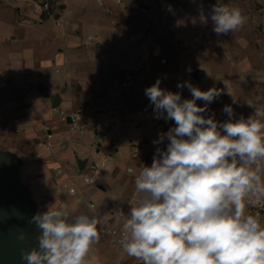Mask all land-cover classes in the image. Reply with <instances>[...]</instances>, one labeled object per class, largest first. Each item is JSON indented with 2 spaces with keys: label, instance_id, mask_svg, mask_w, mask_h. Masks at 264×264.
Masks as SVG:
<instances>
[{
  "label": "crops",
  "instance_id": "crops-1",
  "mask_svg": "<svg viewBox=\"0 0 264 264\" xmlns=\"http://www.w3.org/2000/svg\"><path fill=\"white\" fill-rule=\"evenodd\" d=\"M21 1L31 3L0 4V150L21 161V179L39 213L66 207L70 222L81 214L98 219L100 239L86 264H143L113 242L112 232L123 231L130 208L143 196L135 192L141 165L151 166L156 149H166V138L153 141L175 126L156 118L145 89L159 79L162 89L191 99L178 84L215 87L222 95L203 115L214 113L226 122L222 109L232 105L233 120L253 115L264 123V116L254 115L255 109L264 112V0H138L154 8L158 22L125 11L117 0H52L55 20L19 8ZM218 2L241 9L244 25L215 34L210 13ZM126 74L135 81L123 89L115 80ZM55 96L59 109L83 111L85 136L58 118ZM142 109L147 120L136 129L130 119ZM108 117L124 136L110 131L106 139L97 138L91 123ZM149 119L163 128L152 127ZM47 128L53 135L49 150L39 144ZM78 161L87 162L83 172Z\"/></svg>",
  "mask_w": 264,
  "mask_h": 264
},
{
  "label": "clouds",
  "instance_id": "clouds-1",
  "mask_svg": "<svg viewBox=\"0 0 264 264\" xmlns=\"http://www.w3.org/2000/svg\"><path fill=\"white\" fill-rule=\"evenodd\" d=\"M210 18L217 35L246 22L241 9L219 2ZM160 84L157 79L145 95L156 118L175 126L153 141L166 138V149L157 148L151 166L142 164L135 178L143 196L123 225V250L143 264H264V227L258 217L245 214L246 202H264V123L253 115L233 120L232 105L222 109L226 122L214 113L203 115L222 89L202 91L185 82L177 87L187 88L192 98L182 99ZM254 115L264 112L255 109ZM32 220L39 235L36 247L21 251L25 264H86L100 239L95 216L81 214L70 222L66 207Z\"/></svg>",
  "mask_w": 264,
  "mask_h": 264
},
{
  "label": "water",
  "instance_id": "water-1",
  "mask_svg": "<svg viewBox=\"0 0 264 264\" xmlns=\"http://www.w3.org/2000/svg\"><path fill=\"white\" fill-rule=\"evenodd\" d=\"M60 99L55 96L52 107ZM70 123V120H67ZM86 161H78L83 172ZM21 161L0 150V264H25L21 251L36 247L39 231L32 218L39 213L20 175Z\"/></svg>",
  "mask_w": 264,
  "mask_h": 264
},
{
  "label": "built area",
  "instance_id": "built-area-1",
  "mask_svg": "<svg viewBox=\"0 0 264 264\" xmlns=\"http://www.w3.org/2000/svg\"><path fill=\"white\" fill-rule=\"evenodd\" d=\"M160 2L164 0H159ZM201 2H207L209 0H200ZM52 0H33L31 3H29V7L34 10L35 15L40 18L47 17L49 18L50 15H52ZM117 4L121 5L125 11L138 14L144 17H153L156 22L159 21V16L155 15L154 8L150 7L147 4H144L138 0H130V1H123V0H117ZM59 25V22L57 23ZM89 42H96V38L89 37L88 38ZM135 81V77L132 74H126L124 76L117 77L115 80V84L123 89L130 88L133 86ZM57 114L58 118L66 123L68 127L70 128L71 131H74L82 136H85L88 132V122L86 120L85 114L81 110H73V111H66L63 109H54ZM113 113L112 110H108V115H111ZM67 120H70V123H67ZM147 120L145 116V111L139 110L136 112L135 117H132L130 119V123L136 128V129H141L142 125L144 122ZM149 124L154 127V128H163V124L159 123L155 119H149L148 120ZM93 129L95 130V134L98 139H106L109 135L110 131H114L117 137H122L124 136L121 131L117 129V126L113 125L112 123V118L108 117L107 119L103 120L100 123H91ZM129 137V133L126 135ZM130 138V137H129ZM52 140H53V135L50 133V129H46V140L43 142H40V146L45 148L46 150H49L52 146ZM99 168L98 163H94L91 166V169L93 171H97ZM263 172V170H262ZM261 172V173H262ZM136 192V191H135ZM136 194H138L136 192ZM93 207V205H91ZM245 214L247 215H252L254 217H258L260 225L263 224L264 222V202L260 204H249L246 202V207H245ZM112 235L114 236L113 242L118 243L120 245L122 244V241L124 240L125 237V232L124 229L121 233L116 234L112 232Z\"/></svg>",
  "mask_w": 264,
  "mask_h": 264
},
{
  "label": "rangeland",
  "instance_id": "rangeland-1",
  "mask_svg": "<svg viewBox=\"0 0 264 264\" xmlns=\"http://www.w3.org/2000/svg\"><path fill=\"white\" fill-rule=\"evenodd\" d=\"M7 1L9 2V0H0V4H4V6L6 5ZM32 2V0H31ZM17 5V4H16ZM19 8H27V10L31 13V14H35L34 13V10H32L30 7H29V3L28 1L26 3H24L23 1H21L19 4H18ZM0 7L2 8V6L0 5ZM42 15H40V19H44V20H55V15L52 14L50 15L49 18L47 17H44V18H41ZM37 17V16H36ZM56 115L58 116V114L56 113ZM89 166V165H88ZM23 182V181H22ZM23 184L25 185V187L29 190V187L23 182ZM30 192V190H29Z\"/></svg>",
  "mask_w": 264,
  "mask_h": 264
}]
</instances>
